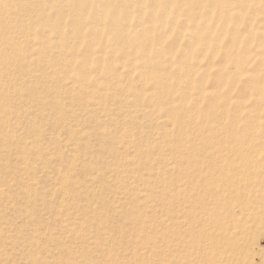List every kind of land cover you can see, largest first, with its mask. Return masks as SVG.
<instances>
[{"label": "rangeland", "instance_id": "rangeland-1", "mask_svg": "<svg viewBox=\"0 0 264 264\" xmlns=\"http://www.w3.org/2000/svg\"><path fill=\"white\" fill-rule=\"evenodd\" d=\"M131 2L132 7L122 8V12L144 11L145 16H157L168 9L165 0ZM194 13L200 11L185 9L172 23L164 24L171 32L148 44V52L160 59L159 67L151 71L140 68L134 56L122 52L111 36L93 38L95 30L103 25L97 20L89 19L80 28L86 36L76 35L66 42V57H59L57 50V60L71 66L57 70L53 82L32 86L24 97L28 103L38 90L47 88L51 91L48 104L62 106L58 111L47 107L29 130L33 135L28 142L37 139L42 155L39 163L34 156L29 159L28 167L35 172L36 180L18 174L24 166L15 148L4 162L8 169H0V187L5 191L0 195V264H146V259L150 260L148 264H167L160 260L165 259L170 247L185 258L194 252L161 239L167 234L166 228L157 232L147 228L169 218L174 220L172 225L177 221L187 223L182 232L175 229L178 234L199 228L197 203L187 197L191 193L195 196L194 189L201 184L188 180L196 175L194 168L177 158L180 154L192 157L194 148L204 144L199 131L207 125L213 105L232 115L242 107L249 115L256 109L251 90L264 87V81L254 82L261 68V48L259 39L250 42L251 25L238 24L242 25L239 41L251 51L250 56L228 58L231 28L236 24L227 23V32L221 33L214 21L218 15L206 8L199 22L207 23L204 29L213 35L216 48L207 47L205 42L188 46L197 24L192 21ZM249 14L247 11L241 17ZM263 25L260 22L254 26L256 36H260ZM145 26L148 31L152 29V24ZM129 30L141 32L135 27ZM178 36V51L169 49ZM181 56L196 59L197 64L187 68L180 63ZM87 62L92 66L95 63L100 71L91 67L86 70ZM236 63L243 64L241 71H236ZM196 73L207 75L202 91L206 99L198 100L197 91L190 92L197 111L194 106L187 111L186 122L191 125L184 126L171 112L179 108L177 112L183 114L181 82L193 79ZM234 77L245 95L221 83ZM15 103V107L8 105L13 117L18 110L32 113L18 99ZM226 103H230V109L223 108ZM193 116L201 118L192 124ZM261 120L264 122V118ZM248 124L247 119L238 123ZM203 158L201 154L199 159ZM204 167V173L211 171L209 166ZM59 172L68 178L66 182L60 181ZM32 183L39 195L24 198V187ZM186 183L183 196L170 192L178 186L186 188ZM154 240L157 247L146 248ZM256 248L264 253V231L256 235Z\"/></svg>", "mask_w": 264, "mask_h": 264}, {"label": "bare ground", "instance_id": "bare-ground-1", "mask_svg": "<svg viewBox=\"0 0 264 264\" xmlns=\"http://www.w3.org/2000/svg\"><path fill=\"white\" fill-rule=\"evenodd\" d=\"M131 1L0 0V162L2 163L0 169H8V165L4 162L11 149L15 148L14 151L16 149H18L17 152L20 151L24 166L18 170V174L21 178L24 176L28 180H36L35 172L28 167L29 159L30 156H34L36 163H39L42 155H39L37 139L32 144L28 142L33 135L29 130L36 126L35 119L47 107L58 111L62 106H59L61 105L59 103L48 104L51 91L47 88L38 92L34 90L37 96L30 97L28 103L24 102L25 92L32 86H44L50 81L53 82L52 76L57 70L67 65L71 66V63L67 64L63 59L57 60V50H59V57H66L69 50L66 42L76 35L86 36L87 34L81 32L80 28L87 24L89 19L97 20L100 25L103 23L92 34L93 38L111 36L112 41L120 47L122 52L128 56H134L140 68L151 71L159 67L160 59L148 52L150 51L148 44L162 39L166 31L171 32L172 30L167 29L164 24L172 23L174 18L185 9L200 11V13L192 14V21L197 24L194 26L195 35L190 38L191 41L187 45H202L205 42L207 47L216 48L213 46V40H215L213 35L204 29L207 23L199 22L204 10L210 9L218 15L214 21L221 33L227 32V23L236 24L231 28L233 38L229 44L228 58L250 56L251 51L239 41L241 38L238 34L240 26L245 23L251 25L250 42L259 39L261 48V68L257 70L254 82L264 81V25L260 36H256L253 31L256 24L260 22L264 24V0H165L168 9L157 16H145L144 11L136 14L129 10L122 12V8L132 7ZM247 11L250 12V16L242 18L241 16ZM147 23L152 24L150 31L146 30ZM210 23H213V19ZM131 27L140 28L141 32L132 33L129 30ZM178 37L169 49L178 51L181 44V38ZM204 55L208 53L205 52ZM90 63L87 62L84 65L87 67L86 70L91 67L100 71L95 63L94 66ZM180 63L187 68H193L197 64L196 59L188 56H181ZM235 69L241 71L243 64L236 63ZM223 75L222 77L226 78ZM206 83L207 75L204 73H196L193 79L185 83L181 82L184 91L180 102L184 111L181 110L183 114H179L177 112L179 108H176L171 113L184 126L191 125L190 121L186 122L187 111L194 106L190 92L197 91L198 100L203 101L206 99V95L202 94ZM221 83L228 85L230 91L237 89L245 95V90L237 85V77L231 80L223 79ZM251 92L256 100L255 111L246 115L245 109L238 107L232 115L230 111H219V108L213 105L210 108V111L213 109L211 116L207 114L210 117L206 122V128L201 126L199 131V134L204 137L202 139L204 144L193 147L192 157L183 158L182 154L178 158L175 157L174 160L178 159L184 165L189 164L194 168L196 175L188 180L191 183L201 184L198 190L194 189L197 191L195 196L191 193L187 197V199H194L197 203L195 219L200 225L199 228L196 227L198 228L196 230H185L181 234H178V231L183 230L187 223L177 221L172 225L174 221L172 218L149 226L148 230L156 232L160 228H166L167 234L161 239H166L170 246L176 243L178 248H190L194 251L185 258L177 255L170 247V250H167V256L160 262L264 264V253L256 248V235L264 231V122L261 120L264 118V87L254 86ZM17 99L23 103L19 105L29 107L32 113L25 114L18 110L13 117L14 114L8 105L15 107ZM223 108L230 109V103H226ZM194 111H197L195 106ZM200 118L201 116H193L190 120H195L192 123L195 124ZM244 119H247L249 124L238 125ZM201 154H204L202 160L199 159ZM205 165L209 166L211 171L204 173ZM59 175L60 181L68 180L61 172ZM187 187L188 183L186 188L178 186L170 192L183 196ZM180 190L181 192H177ZM4 193L5 191L0 187V195ZM151 193L154 195L156 192L151 191ZM22 195L27 199H33L39 195L36 184L32 183L24 187ZM131 219H135V216ZM138 221L139 224L143 223L142 219ZM177 228L178 231H175ZM153 247H157L155 240L146 246V248ZM149 261L146 259V264Z\"/></svg>", "mask_w": 264, "mask_h": 264}]
</instances>
